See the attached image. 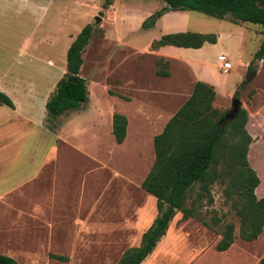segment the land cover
Masks as SVG:
<instances>
[{
	"label": "rangeland",
	"instance_id": "1",
	"mask_svg": "<svg viewBox=\"0 0 264 264\" xmlns=\"http://www.w3.org/2000/svg\"><path fill=\"white\" fill-rule=\"evenodd\" d=\"M112 3L0 0V92L9 91L17 106L0 107V253L18 264H119L126 251L140 246L158 216L156 199L142 189L156 158L154 139L200 79L219 89L213 106L222 113L232 110L239 92L253 139L249 162L261 180L259 198L264 196V60L256 59L263 28L188 11L171 12L146 29L165 3ZM88 25L94 36L81 76L89 101L49 122L46 99L66 72L70 46ZM184 32L215 34L220 42L204 51L153 49L164 35ZM222 53L230 71L221 68ZM250 66L257 69L253 78ZM115 114L129 120L121 145L113 135ZM224 189L211 187L213 202L204 204L201 220L177 214L144 264H261L264 234L252 243L240 238L241 220ZM198 192L199 186L189 205ZM228 223L235 224L236 241L220 253L216 247Z\"/></svg>",
	"mask_w": 264,
	"mask_h": 264
},
{
	"label": "trees",
	"instance_id": "2",
	"mask_svg": "<svg viewBox=\"0 0 264 264\" xmlns=\"http://www.w3.org/2000/svg\"><path fill=\"white\" fill-rule=\"evenodd\" d=\"M166 5L144 23L146 29L154 28L157 22L171 12H198L214 19L233 24L249 23L264 30V0H159ZM112 5V0H107ZM94 36L92 25L86 26L75 38L67 54V69L46 104L49 122L70 112L81 111L89 101L87 81L81 76L83 55ZM215 34L192 32L164 35L153 43L154 50L163 47L199 50L205 44L216 45ZM257 60H264V39ZM168 78L169 72L159 71ZM216 90L210 84L197 82L187 102L167 123L164 131L155 137V162L142 183V189L157 201L158 216L153 225L143 234L139 247L124 253L119 264H144L167 236L170 226L181 213L183 220L200 219L204 204H212L211 187L221 184L224 195L241 220L240 238L245 242L257 241L264 231V199L256 191L260 177L249 162L252 144L247 125L249 114L241 109L231 121L225 122L226 113L213 104ZM239 97V92L235 94ZM0 107L16 109L13 100L0 92ZM129 120L122 114L113 117V135L116 143L123 144L127 138ZM52 129V128H49ZM199 192L189 205L188 200L196 188ZM207 225L205 222H203ZM235 224L228 223L216 249L223 253L235 244ZM66 261L63 257H54ZM0 264H18L0 253ZM261 264H264V259Z\"/></svg>",
	"mask_w": 264,
	"mask_h": 264
},
{
	"label": "crops",
	"instance_id": "3",
	"mask_svg": "<svg viewBox=\"0 0 264 264\" xmlns=\"http://www.w3.org/2000/svg\"><path fill=\"white\" fill-rule=\"evenodd\" d=\"M173 13V12H172ZM167 14H169V13H167ZM167 14L165 15V16H163L161 19H165L166 18V16H167ZM160 19V20H161ZM219 42H220V37L218 38V43L216 44V45H211V44H205L204 45V47L202 48V49H199L200 51H204L208 46H211V47H216V46H218L219 45ZM169 47V46H168ZM165 48H167V47H163V48H160L159 50H160V53L162 52V50L163 49H165ZM221 56H225L223 53L219 56V58L221 57ZM160 57L162 58V59H166L167 61H169L171 64L173 63V60L170 58V57H168V56H162V55H160ZM227 57V56H226ZM231 62V61H230ZM221 68H222V66H221ZM233 69V68H232ZM172 71V70H171ZM170 76H171V72H170ZM169 76V77H170ZM197 82H204V83H207V84H211V83H209L208 82V80H206V79H200V80H197V81H195V83L194 84H196ZM211 85H213L214 87H217L215 84H211ZM195 86V85H194ZM193 90H194V88L192 89V91L190 92V93H188V99L191 97V95H192V93H193ZM218 90L219 89H217L216 91H217V93H218ZM2 92H4L5 94H7L8 96H10V97H12V95H11V93L9 92V91H2ZM49 95H47V97H48ZM13 98V97H12ZM50 99V98H49ZM48 99V100H49ZM187 99V100H188ZM48 100L46 99V102H48ZM14 102V101H13ZM15 106H16V104H15ZM17 107V106H16ZM178 112V111H177ZM176 112V113H177ZM175 113V114H176ZM173 116L174 115H172L171 117H169V119H167L166 121H165V123H164V125H163V131H164V129H165V127H166V125H167V123L173 118ZM129 127V126H128ZM162 131V132H163ZM260 189H261V184H260V186L258 187V189H257V191H256V194H257V196H258V198H259V196H260ZM262 194H264L263 192H262ZM264 197V196H263ZM263 197H261V198H259V199H264ZM264 234V231H263V233H262V235ZM261 235V236H262ZM260 236V237H261Z\"/></svg>",
	"mask_w": 264,
	"mask_h": 264
},
{
	"label": "water",
	"instance_id": "4",
	"mask_svg": "<svg viewBox=\"0 0 264 264\" xmlns=\"http://www.w3.org/2000/svg\"><path fill=\"white\" fill-rule=\"evenodd\" d=\"M248 72H249V77L253 78L254 75L257 72V69L255 67L250 66ZM241 109H242L241 100L238 99V98H234V100H233V108H232V110L229 113L226 114L224 121L228 122V121L233 120L238 115V113L240 112Z\"/></svg>",
	"mask_w": 264,
	"mask_h": 264
},
{
	"label": "built area",
	"instance_id": "5",
	"mask_svg": "<svg viewBox=\"0 0 264 264\" xmlns=\"http://www.w3.org/2000/svg\"><path fill=\"white\" fill-rule=\"evenodd\" d=\"M219 62L221 63L222 69L224 71H230L233 68L232 63L229 61V59L226 56H221L219 58Z\"/></svg>",
	"mask_w": 264,
	"mask_h": 264
}]
</instances>
